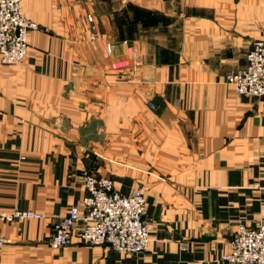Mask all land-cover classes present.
Instances as JSON below:
<instances>
[{
  "label": "crops",
  "instance_id": "crops-1",
  "mask_svg": "<svg viewBox=\"0 0 264 264\" xmlns=\"http://www.w3.org/2000/svg\"><path fill=\"white\" fill-rule=\"evenodd\" d=\"M23 11L38 23L26 59L0 62V211L44 217L1 223L2 264H227L237 225L264 221V98L226 81L264 30V0H24ZM119 60L129 66L112 69ZM85 171L143 190L147 250L86 244L81 221L52 246L55 222L84 212Z\"/></svg>",
  "mask_w": 264,
  "mask_h": 264
},
{
  "label": "built area",
  "instance_id": "built-area-1",
  "mask_svg": "<svg viewBox=\"0 0 264 264\" xmlns=\"http://www.w3.org/2000/svg\"><path fill=\"white\" fill-rule=\"evenodd\" d=\"M24 0H0V62L19 64L24 62L29 50V33L38 29V23L23 11ZM91 34L96 39L98 26L93 15L87 16ZM115 44L106 42L109 55L114 53ZM128 51L134 52L128 46ZM243 68L231 70L226 81L245 96L264 98V30L252 42ZM127 60L113 61L111 68L120 70L128 67ZM154 107V105H153ZM86 195L83 198L84 212L77 207L58 219L54 224L51 244L62 247L72 242V230L81 221L80 238L90 245H110L121 253L144 252L151 242V224L147 218L148 200L142 189L130 194L119 191L114 181L89 171L82 175ZM44 215L33 209L0 211V225L15 220L40 219ZM9 241L0 235L1 253ZM227 264H264V221L256 225H237L230 249L222 256Z\"/></svg>",
  "mask_w": 264,
  "mask_h": 264
}]
</instances>
